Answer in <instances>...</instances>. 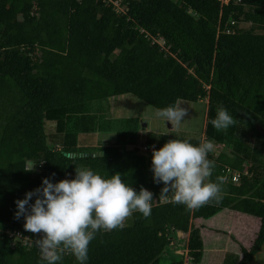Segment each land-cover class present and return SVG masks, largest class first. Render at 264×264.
Wrapping results in <instances>:
<instances>
[{"label":"trees","instance_id":"1","mask_svg":"<svg viewBox=\"0 0 264 264\" xmlns=\"http://www.w3.org/2000/svg\"><path fill=\"white\" fill-rule=\"evenodd\" d=\"M124 95L156 111L206 101L204 139L227 149L208 155L210 180H224L228 167L240 174L237 184L224 180L223 199L197 210L170 202L171 192L161 198L152 154L131 152L200 138L139 135L131 120L94 154L77 149L79 135L99 129L98 103ZM220 106L236 120L226 131L210 123ZM255 124L264 130V0H0V264H47L24 218L15 217V202L43 178L74 179L77 166L105 178L120 173L135 191L153 194L150 217L136 211L123 229L99 231L86 264H183L170 247L178 232L187 234L188 263L199 264L203 244L192 222L223 210L259 221L250 247L222 260L250 264L264 245V136ZM57 264L78 262L65 254Z\"/></svg>","mask_w":264,"mask_h":264},{"label":"clouds","instance_id":"2","mask_svg":"<svg viewBox=\"0 0 264 264\" xmlns=\"http://www.w3.org/2000/svg\"><path fill=\"white\" fill-rule=\"evenodd\" d=\"M156 114L178 127L188 110L181 104H172L158 109ZM210 123L217 131H226L236 120L220 106ZM212 147L211 142L193 145L189 140L170 139L154 149L151 171L154 183L164 185L160 197L168 200L171 192L170 202L183 204L190 211L213 201L219 203L224 195V180H210L215 168V162L208 159ZM33 197L34 203H30ZM152 201L149 190L141 187L135 191L120 173L105 178L90 168L77 166L74 179L52 183L43 178L41 187L26 192L23 199L15 202V217L24 218L26 231L42 233L34 243L47 264H57L65 254L74 256L78 264H86L89 244L99 231L123 229L136 211L144 218L150 217Z\"/></svg>","mask_w":264,"mask_h":264},{"label":"rangeland","instance_id":"3","mask_svg":"<svg viewBox=\"0 0 264 264\" xmlns=\"http://www.w3.org/2000/svg\"><path fill=\"white\" fill-rule=\"evenodd\" d=\"M98 104L102 105V107L99 108V113H97V116L99 117V129L95 133L79 135L77 137L76 145L77 149L79 150H87L94 154L99 146L111 143L112 140H114V135L116 132L130 129V127L126 125V121L130 120L135 124L139 135H141V133L168 135L169 132L173 131L191 134L195 137L198 136L200 138V144L208 142L205 141L203 136L206 101L201 100L196 103L177 101L176 104H181L188 110V116L185 117L178 127L174 124H170L163 118L158 117L156 110L130 95L112 97L107 101H102ZM46 129L47 133L52 132V125L49 124ZM216 145L217 144L212 143V150L208 153V155H212V159H214L219 152L227 151L226 148L216 147ZM142 146H145V144ZM26 168L30 169L31 164L27 163ZM224 215L226 216L227 224H220L217 228L213 227L216 219L223 217ZM244 216L245 215L242 216V214L236 212L223 210L214 218H211L207 221L195 220L192 222L195 227H200V232L202 233L201 238H203V253L199 264H222L225 252L231 253L236 249V246L234 245L236 240L234 237H238L239 233L237 230L241 231V237H249L251 229H256L257 222L254 220V218L246 216L253 223V225H249V227L246 222L247 219L244 218ZM200 225L202 226V230ZM210 228H212L213 231L217 233L218 237H216L215 240H211V242L208 235L207 237L205 235L207 234V231L210 230ZM227 229L231 232V237L230 235L226 234ZM186 240L187 234L178 232L176 233L175 238H172L170 241V247L175 249V254L181 257L183 264H189L187 263L188 258L185 255L184 248L186 245ZM250 264H264V245L261 247L260 252L254 257Z\"/></svg>","mask_w":264,"mask_h":264},{"label":"built area","instance_id":"4","mask_svg":"<svg viewBox=\"0 0 264 264\" xmlns=\"http://www.w3.org/2000/svg\"><path fill=\"white\" fill-rule=\"evenodd\" d=\"M221 2V4H226L228 2V0H218ZM112 5L114 6V8H116V11H121V8L119 7V4L118 2H112ZM118 9V10H117ZM159 44H161L160 42H158ZM216 147H223V145H216ZM153 152V148L151 147H147V146H142L137 152H131L132 155H137V156H142L144 158H147L149 155H151ZM220 153V152H219ZM223 172H224V180L226 182H230L232 184H237L238 180H239V176L240 174L236 171H233L231 169H229L228 167H224L223 168ZM245 174V172H244ZM260 226H259V223L257 225V231L255 234H257L258 230H259ZM262 231H264V226L261 227ZM9 234V232H8ZM9 236H13L16 240H19L21 239V242L22 244H25V242L28 240L27 237L25 238H22V236L20 234H14V233H10ZM41 236V234H34V239H33V242L34 240L36 239H39Z\"/></svg>","mask_w":264,"mask_h":264},{"label":"crops","instance_id":"5","mask_svg":"<svg viewBox=\"0 0 264 264\" xmlns=\"http://www.w3.org/2000/svg\"><path fill=\"white\" fill-rule=\"evenodd\" d=\"M205 116V115H204ZM221 213V212H220ZM219 214V213H218ZM217 214V215H218ZM243 216V215H242ZM215 217V216H214ZM213 217V218H214ZM244 218H246L247 219V225L249 226V225H253V223H252V221H250V219L249 218H247L246 216H244ZM254 220H256V222H257V219H254ZM199 221V220H198ZM224 223H226L227 224V219H226V216L224 215L223 217H219V218H217L216 219V221H215V224L213 225V227H219V225L220 224H224ZM246 224V223H245ZM257 225H258V222H257ZM201 226V225H200ZM250 227V226H249ZM252 228V227H251ZM201 230H202V226H201ZM256 231H257V227H256V229H251V232L249 233L250 235H249V237L248 238H245V236L244 237H241L240 236V232L241 231H238L237 230V232L239 233L238 234V237H234L235 238V240H236V243H234L232 240V242L234 243V245L236 246V249L233 251V252H231V253H234V254H237L238 252H239V246H242V247H248L249 245H250V243H251V241L254 239V234L256 233ZM200 234H201V237H202V233L200 232ZM226 234L227 235H230V237H231V232L227 229V231H226ZM206 235V237H207V235H208V237H209V239H210V242H211V240H215L216 239V237H217V233L216 232H214L213 231V229L212 228H210V230H208L207 231V234H205ZM218 238V237H217ZM202 239V244H203V238H201ZM207 240H208V238H207ZM226 242H227V240H226ZM229 245V244H228ZM203 250V249H202ZM238 251V252H237ZM203 253V252H202ZM225 253H230V252H225Z\"/></svg>","mask_w":264,"mask_h":264},{"label":"water","instance_id":"6","mask_svg":"<svg viewBox=\"0 0 264 264\" xmlns=\"http://www.w3.org/2000/svg\"><path fill=\"white\" fill-rule=\"evenodd\" d=\"M255 130L258 132L259 135L264 136V130L259 124L254 125Z\"/></svg>","mask_w":264,"mask_h":264}]
</instances>
